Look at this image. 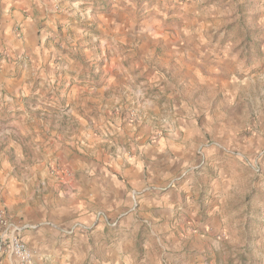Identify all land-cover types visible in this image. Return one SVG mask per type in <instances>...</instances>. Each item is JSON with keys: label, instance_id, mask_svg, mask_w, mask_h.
<instances>
[{"label": "rangeland", "instance_id": "1", "mask_svg": "<svg viewBox=\"0 0 264 264\" xmlns=\"http://www.w3.org/2000/svg\"><path fill=\"white\" fill-rule=\"evenodd\" d=\"M155 2L154 0H112L109 9L104 12L124 13L122 22L129 20L127 25L122 27L123 29L114 31L113 27L112 32H101V35L100 32H96L95 38L98 37V40L93 42L94 48L79 32L74 33L80 42V47H76L77 57L80 59V66L84 69V75L86 71L89 72V78L78 80L77 86L84 91L81 90L82 92L73 100L70 99L73 103L69 106H66L68 89L64 94L60 93V87L56 82L50 84V88L47 89L48 95L42 97L40 103L36 102L37 105H33V110L27 109V106L32 104L25 102V97L13 99L1 95L0 171L8 175L15 174L14 176L18 178L22 175L26 177L29 176L25 175L28 172H21L25 167H36L44 160H53L60 151L64 152V150L61 149L56 138H52V134L61 135L64 139L74 136L75 133L78 134L79 150L83 151L80 153L82 158L77 159L79 163H87L90 158L88 152L99 159L98 152L100 155L105 154L109 149H113L112 144L115 147L119 146L120 152L123 153V149L127 152L134 149L135 140L127 136L132 130L126 124L134 127L142 121L143 124L149 125L152 131L147 139L149 143L172 133L167 131L170 127H167L166 122L173 126L172 120L178 116H174V113L183 111L184 115L190 116L188 106H195L201 111L203 127L212 128V131L207 129L201 137V147L190 160L193 164L170 170L167 174L158 169L156 171V167L151 169L149 164L144 168L147 173L146 181L150 186L159 188V197L167 195L185 181H191L194 185H199L198 195L206 201L203 211L208 215L197 216L200 221H195L196 224L192 226L181 225L179 221L182 223L183 213L177 211L174 218L176 223L173 222L177 250L171 257L172 261L174 264H264V0H201L198 3L195 0H180V3L175 5L179 8L186 4L191 13L188 17L178 14L173 16L172 11L175 9L169 8L171 5L167 3L157 5ZM150 6L157 7L154 13L143 12ZM82 7L86 9L84 4L80 6ZM0 10L2 15L1 6ZM130 11L135 13L129 15ZM129 23H134L138 28L136 31H141L143 35L134 34L132 29L128 28ZM166 34L171 37L170 40L174 42L173 46L176 48L172 50L170 47L166 48L165 43L169 42L165 37ZM99 40L101 43L98 42ZM114 42L117 43L115 46L118 48H115ZM56 50L67 51L59 47H56ZM90 57L93 58V64L90 61L86 62ZM119 71L126 73V77L131 76L134 83L123 80L118 86L104 92L103 88L108 87L110 74ZM141 71L154 72L153 75L157 73L155 80L151 79L153 84L161 87L165 86L164 82H166L170 89L174 87L179 94L170 99L174 102L170 104L163 98H157L159 102L157 107L160 111L158 119H149L148 115H145L148 119L144 120V117L137 115L136 112H129L123 127L122 118L126 115L124 113L121 115L114 109L109 111V108L115 107L113 106L115 101H118L116 110L121 101L122 104L125 103L122 94L125 91L124 87H131L134 91L135 86L143 89L144 95L138 99L141 105L146 101H152L151 97L155 96L154 88L146 90L149 84L148 78L136 79V74ZM201 78L208 90L202 93H190L186 86L191 83L196 84L202 80ZM139 82H142V85ZM20 99L24 100L21 102ZM237 100L238 105L235 106ZM135 106L136 104L133 107ZM36 107H40L41 115ZM70 107L73 108V114L69 111ZM24 111L34 120V126L38 130L39 125H41L40 129L47 130L48 143L44 146L38 147V141H34L35 144L33 141L28 142L16 134L18 131L11 132L13 129L9 124L14 120L17 121L18 118L24 119L26 117ZM237 111L241 112L237 116L243 126L240 127L235 138L232 135H225L223 140L227 143L220 142L224 134L210 125V117L215 116L217 122L221 117L233 122L234 120L229 118ZM107 121H110L115 129L123 130V135H119L114 129L113 131ZM114 122L120 123L119 126L114 125ZM105 127L112 133L111 135ZM174 129L173 126L172 130ZM115 141H118V145ZM233 160L245 167L243 173L248 172L246 174L251 180L250 183L259 185H256V189H250L246 199L242 201V204L247 203L243 210L246 217L242 219L234 216L233 205L227 203L221 210L225 214L221 219L220 216H216L218 212L209 214L214 199L211 200L207 190L214 186L222 189V185L229 181L228 183H232L231 194L236 196L235 191L241 188L249 189L250 185H247L246 177L238 180V177L233 176L238 170L233 166ZM56 179L57 176L49 171L47 180L57 185ZM51 191L50 186L48 193ZM22 192L23 195L22 193L16 195V201H19L15 204L16 211L31 204L29 201L31 191ZM137 201L139 199H136ZM1 203L3 204L2 201ZM8 210L6 206H0V212L4 211L5 214ZM13 218H10L12 223L7 219L18 229L25 225L22 222L23 218ZM208 218L211 219V223H208L209 230L198 231L199 224L207 223ZM113 219L119 220L118 216ZM224 219L225 222L222 223ZM113 229L115 228L110 227V230ZM140 229H143L141 235H147L148 227L142 224ZM158 229L160 235H164L167 239L168 232L163 230L164 226L160 225ZM128 252L129 264L153 263L151 257H143V251L142 253L138 251L137 255L131 250ZM6 256L0 255V264H10L9 261L2 262ZM162 259L167 263V257ZM11 264H16L13 258Z\"/></svg>", "mask_w": 264, "mask_h": 264}, {"label": "crops", "instance_id": "2", "mask_svg": "<svg viewBox=\"0 0 264 264\" xmlns=\"http://www.w3.org/2000/svg\"><path fill=\"white\" fill-rule=\"evenodd\" d=\"M111 1L0 0L3 12L2 15L0 14V97L2 94L13 99L25 97V100L20 99V101L31 103L32 105L27 106V109L33 110V105H37L36 102L40 103L42 97L48 95L47 89L50 88V84L56 82L60 87V93L64 94L68 89L66 106L72 104L70 99L73 100L82 92L81 90L84 91L77 86L78 80L89 78V72L86 71L84 75V69L80 66V59L77 57L76 47H80V42L75 34L79 32L93 47V42L98 40V37L95 38L96 32H100L101 35V32H112L113 27L114 31L123 29L122 27L127 25L129 20L122 22L124 13L104 12L109 9ZM154 1L157 5L166 3L171 5L169 8L175 9L172 11L173 16L178 14L188 17L191 14L186 4L177 8L175 4L180 3V0ZM195 1L198 3L201 0ZM83 4L86 5V9L80 8ZM156 9V6H150L143 12L154 13ZM134 13L135 11H130L129 15ZM128 28L136 35L141 32L136 31L138 28L134 23H129ZM142 35L143 33H140L139 36ZM165 37L169 41V44L165 43L166 48L170 47V50L176 48L173 46L174 42L170 40L171 37L168 34ZM98 42L101 43V40ZM113 44L117 45L116 42ZM56 47L65 48L67 51H57ZM92 60L93 58L90 57L86 62L90 61L93 64ZM152 73L141 71L136 74L138 80H147V78L150 80L146 90L154 88L156 91L155 96L151 97L152 101H146L141 105L138 99L144 95L143 89L135 86L134 91L131 87H124L125 91L122 94L125 103L122 104L121 101L116 110L118 101H115L113 103L115 107L109 108V111L114 109L117 113L126 115L122 118L121 126L124 127L126 124L129 112H136L137 115L144 117V120L158 119L160 111L157 107L159 103L157 98H163L169 104L174 103L170 99L175 98L179 91L174 87L170 89L166 82H164L166 85L161 87L153 84L151 79L154 81L157 73L154 75ZM125 75L126 73L121 71L110 74L109 84L108 87L103 88L104 92L118 86L123 80L134 83L131 76ZM201 79L196 84L190 82L191 84L186 86L190 93H202L208 90L203 78ZM139 84L142 85V82ZM195 103L197 104V100ZM135 104L136 106L133 107ZM236 105L238 100L235 102ZM21 108L23 109V106ZM188 108L191 112L190 116L184 115L183 111L174 113V116H179L172 120L174 130H172L173 126L166 122L167 127H170L167 131H172L170 135L168 134L170 138L166 136L148 143V136L152 134L149 125L143 124L142 121L134 127L126 124L132 130L127 136L135 140L134 149L127 152L123 149L122 153L119 146L115 147L112 144L113 149H109L105 154L100 155L98 152L99 159L88 152L89 160L83 159L87 160V163H79L77 159L82 158L80 153L83 151L79 150L78 134L75 133L68 139L52 134V138H56L59 146L64 150V152L60 151L58 157L44 160L36 167H25L21 172H28L25 175L29 176L26 177L22 175L18 178L14 176L15 174L8 175L0 171V206L9 209L5 215L10 222L11 217L23 218L22 222L25 225L21 229L24 230L19 229L18 235L35 254L32 264H129L128 250L133 254L136 252V255L138 251L141 253L143 251V257H151L152 264H174L171 257L177 250L175 249L177 238L174 236L175 226H173V222L176 223L174 218L177 211L183 213V221L179 223L192 226L196 224L195 221H200L197 216L208 215L203 211L206 201L198 195L199 185H194L191 181H185L167 195L159 197V188L150 186L146 181L147 173L144 168L149 164L151 169L156 167V171L158 169L167 174L170 170L193 164L190 160L201 147V137L207 129L212 131V128L203 127L200 110L191 105ZM36 109L41 115L40 107ZM72 109L70 107L71 114H73ZM240 113L237 111L229 118L234 120L233 122L223 117L217 122L215 116L210 117V125L224 134L220 142L227 143L223 140L225 135L236 137L238 130L243 126L237 116ZM145 115H148V118H145ZM106 123L112 130L119 132V135H123V130L115 129L110 121ZM119 124L114 122L116 126ZM9 126L13 129L12 133L18 131L16 134L28 142L33 141L35 144L34 141H38V147L48 143L47 130L40 129L41 125L38 130L34 126V120L28 115L24 119L18 118L17 121H12ZM105 128L111 135L108 128ZM177 140L180 142H176ZM115 144L118 145V141H115ZM232 162L238 169L233 176L238 177V180L246 177L247 185H250L249 189L241 188L235 191L236 196L231 194L232 183H228L229 181L222 185V189L214 186L207 190L211 200L214 199L209 214L218 212L216 216H220L221 219L225 215L221 210L227 203L233 205L234 216L242 219L246 217L243 210L247 203L242 204V201L246 199L250 189H256V185H259L250 183L251 180L246 174L248 172L243 173L245 167L241 163L238 161L235 163L234 160ZM49 171L57 176L55 180L57 185L47 180ZM50 186L52 191L48 193ZM28 189L31 191L30 206H24L22 210L16 211L15 204L19 202L16 201V195L20 193L23 195L22 191L28 192ZM136 199L139 201L136 202ZM116 216L119 218L118 221L113 219ZM207 221L200 223L197 230H209L208 223H211V219L208 218ZM224 222L225 219L222 220V223ZM142 224L148 227L147 235H141ZM160 225L168 232L167 239L164 235H160L158 229ZM110 227L115 229L110 230ZM163 257H167V263L162 259ZM12 258L7 255L2 262L9 261L11 264ZM13 259L14 263L20 264L15 258Z\"/></svg>", "mask_w": 264, "mask_h": 264}, {"label": "built area", "instance_id": "3", "mask_svg": "<svg viewBox=\"0 0 264 264\" xmlns=\"http://www.w3.org/2000/svg\"><path fill=\"white\" fill-rule=\"evenodd\" d=\"M18 232L19 229L0 212V255H9L20 264H32L35 254L19 237Z\"/></svg>", "mask_w": 264, "mask_h": 264}]
</instances>
